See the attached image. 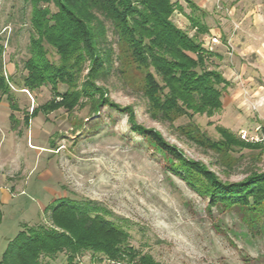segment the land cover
Instances as JSON below:
<instances>
[{
  "label": "rangeland",
  "instance_id": "374dc122",
  "mask_svg": "<svg viewBox=\"0 0 264 264\" xmlns=\"http://www.w3.org/2000/svg\"><path fill=\"white\" fill-rule=\"evenodd\" d=\"M172 1L183 7L171 15L178 27L193 35L192 15L209 28L198 39L212 52L206 67L227 81L217 86L221 107L212 114L171 110L163 116L144 94V67L120 47L108 22L112 67L96 85L105 87L104 96L114 103L130 106L137 124L157 130L186 159L203 163L221 182L264 172V0H193L201 9L195 11L184 0ZM30 18L28 1L0 0L1 61L10 87L9 94L0 93V259L21 223L49 225L45 207L67 196L100 205V213L128 232V245L160 264H264V209L209 206L208 197L171 169L177 162L132 130L125 112L107 105L95 110L85 96L70 108L49 110L61 102L66 84L23 88L25 61L31 56ZM45 46L49 61L58 63L55 50ZM151 72L161 85V78ZM165 92L160 91L161 100ZM35 108L39 111L33 116ZM218 127L259 145L226 148ZM125 261L88 250L73 262L65 253L41 259L42 264Z\"/></svg>",
  "mask_w": 264,
  "mask_h": 264
},
{
  "label": "trees",
  "instance_id": "16d2710c",
  "mask_svg": "<svg viewBox=\"0 0 264 264\" xmlns=\"http://www.w3.org/2000/svg\"><path fill=\"white\" fill-rule=\"evenodd\" d=\"M31 5L29 38L31 56L25 61L28 74L23 88L33 90L50 83L56 89L58 82L67 85L61 93V102L52 103L67 108L81 96L87 97L93 109L110 106L125 112L132 130L151 140L163 153L177 162L171 169L179 174L200 195L208 197L209 206L221 203L247 206L253 211L264 209V172H252L234 183L221 182L206 166L186 159L175 145L167 142L155 129L134 121L130 106L121 107L104 96L106 88L95 81L111 69L113 48L106 38L108 22L116 41L146 71L144 94L152 106L167 116L171 110L192 114H212L221 107V91L217 87L227 83L222 74L206 67L211 51L205 49L198 35L209 28L196 16H189L193 35L178 27L171 18L173 11L183 10L172 0H25ZM191 11L201 10L193 0H184ZM50 5L55 7L52 11ZM52 47L59 62L47 58ZM0 43V93L9 94V79L3 74ZM87 70L85 74L83 71ZM161 78L160 85L154 77ZM83 75L79 86L78 78ZM81 88V90L78 88ZM166 90L164 97L160 91ZM96 93V94H95ZM97 96V97H95ZM13 106V105H12ZM33 109L31 115L37 114ZM48 111V110H47ZM224 147H250L259 142H248L234 133L218 127ZM264 137V127H262ZM213 146L217 145L212 143ZM49 225L21 223V229L8 241L0 264H42L43 256L66 254L73 262L82 251L101 253L122 264H160L149 253H139L128 245V232L115 221L100 213L101 206L92 201H78L61 196L49 203ZM2 211L0 209V222Z\"/></svg>",
  "mask_w": 264,
  "mask_h": 264
},
{
  "label": "built area",
  "instance_id": "2783aa9c",
  "mask_svg": "<svg viewBox=\"0 0 264 264\" xmlns=\"http://www.w3.org/2000/svg\"><path fill=\"white\" fill-rule=\"evenodd\" d=\"M243 138H245V136H243Z\"/></svg>",
  "mask_w": 264,
  "mask_h": 264
}]
</instances>
